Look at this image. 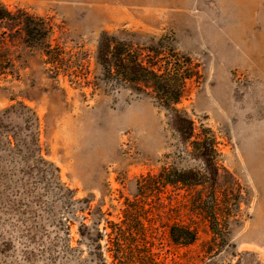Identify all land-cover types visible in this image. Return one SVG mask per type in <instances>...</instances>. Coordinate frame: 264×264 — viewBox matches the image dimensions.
Returning a JSON list of instances; mask_svg holds the SVG:
<instances>
[{
	"label": "rangeland",
	"instance_id": "374dc122",
	"mask_svg": "<svg viewBox=\"0 0 264 264\" xmlns=\"http://www.w3.org/2000/svg\"><path fill=\"white\" fill-rule=\"evenodd\" d=\"M0 4L44 19L52 44L71 62L68 72L56 75L19 35H5L0 45L14 64V74L0 79V115L19 104L30 108L39 119L40 147L33 153L36 131L25 128L23 118H6L0 136V264H86L89 249L80 226L104 231L107 221L119 223L127 200L142 202L154 250L167 264H264V0ZM103 32H126L142 47L161 43L189 77L177 108L194 122L196 134L215 140L226 229L220 250L206 253L212 235L191 204L194 193L159 183L164 170L200 169L168 112L129 88L85 85L99 83ZM21 140L29 145L17 147ZM39 156L46 164L37 162ZM66 190L73 194L66 197ZM175 222L197 228L199 240L175 244Z\"/></svg>",
	"mask_w": 264,
	"mask_h": 264
},
{
	"label": "trees",
	"instance_id": "16d2710c",
	"mask_svg": "<svg viewBox=\"0 0 264 264\" xmlns=\"http://www.w3.org/2000/svg\"><path fill=\"white\" fill-rule=\"evenodd\" d=\"M0 45L5 35H19L26 48L38 50L50 65V73L68 72L70 59L65 50L54 46L51 42L52 28L42 18L35 17L27 11L19 9L11 12L0 4ZM122 34L103 32L97 47L96 62L100 76L96 81L85 82L96 90L100 83L115 90L132 89L137 94L151 96L155 103L166 110L170 116L171 126L179 140L188 146L190 144L191 158L199 162V170H164L160 175V184L181 186L193 192L191 204L205 219L211 231L212 238L209 251L220 250L225 244L226 229L223 219L222 200L218 191L219 167L216 163L217 149L215 140L196 134L194 122L187 114L177 107L186 92V81L189 79L185 71L173 62L174 51L163 53L165 47L157 45L141 46L134 40ZM132 37V36H130ZM172 60V61H171ZM14 64L7 54L0 50V79L13 75ZM75 68V67H74ZM182 71V72H181ZM15 114L23 118L25 128L36 131L33 139V153L39 152V119L36 114L24 104L12 107L0 115V136L7 129L5 120ZM19 129V127H14ZM17 139L18 132L14 133ZM17 142L25 146L28 142ZM11 143V142H9ZM32 153V152H31ZM37 162L46 164L39 156ZM52 166V165H51ZM54 167V166H52ZM58 172V169H56ZM54 175V172H51ZM201 189V190H199ZM66 197L73 194L66 190ZM123 219L119 223L107 221L104 231L96 226L82 224L79 233L82 241L88 247L89 258L86 264H167L161 261L154 250L155 236L152 226H147L146 213L140 200L126 202ZM171 240L184 247L192 246L199 240L198 229L192 225L175 222L170 228Z\"/></svg>",
	"mask_w": 264,
	"mask_h": 264
}]
</instances>
